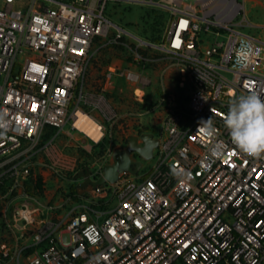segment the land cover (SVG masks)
<instances>
[{
    "label": "built area",
    "instance_id": "1",
    "mask_svg": "<svg viewBox=\"0 0 264 264\" xmlns=\"http://www.w3.org/2000/svg\"><path fill=\"white\" fill-rule=\"evenodd\" d=\"M111 1L169 11L161 41L111 22ZM245 25L264 28L248 19L246 0H0V216L11 210L22 225L21 242H0V264H264V154L241 152L223 124L230 100L264 96V40ZM107 43L126 46L137 62L150 61L144 48L178 61L188 101L162 98L155 164L79 192L90 202L76 201L63 215L46 214L33 196L16 202L41 152L53 173L73 169L55 143L65 125L99 143L116 116L107 98L115 78L138 80L112 65L100 91L86 90L90 62ZM81 114L99 124V141ZM209 117L212 134L201 122Z\"/></svg>",
    "mask_w": 264,
    "mask_h": 264
},
{
    "label": "rangeland",
    "instance_id": "2",
    "mask_svg": "<svg viewBox=\"0 0 264 264\" xmlns=\"http://www.w3.org/2000/svg\"><path fill=\"white\" fill-rule=\"evenodd\" d=\"M248 19L257 25H264V0H246ZM106 14L116 25L126 29L135 36L147 41H161L164 28L167 26L171 13L158 6L108 3ZM242 31L264 40V28L261 26L245 25L240 27ZM117 33V29L111 27V36ZM129 43L136 46L139 41L129 35H125ZM215 40V36L209 37ZM97 43L94 49L98 48ZM142 53H149L150 61L137 62L133 60L131 51L126 46L115 43H107L101 46L90 62L86 79V90L100 91L104 74L109 66L117 65L121 70H133L139 75L138 80L130 81L126 77H116L107 98L110 99L116 116L111 122H106V135L99 143H93L82 133L71 128L68 122L63 131L57 136L56 145L74 162L73 169L66 170L63 174H55L45 166L48 157L41 152L35 159L32 168V177L21 188L19 196H15L16 202L27 200V195L37 198L44 203L42 211L53 216L63 215L72 205L90 202L82 198L79 192V182L83 177L76 178L86 167L91 169V177L98 178L104 172L106 164L113 163V154L116 150L126 148L129 144V135H141L145 132H153L155 137L165 133V118L167 104L162 100L164 96L174 95L179 106L187 104V89L180 88L179 64L170 54L144 48ZM23 59V57H21ZM231 76V73L227 74ZM142 90V91H140ZM138 91V92H137ZM87 110L101 118L99 111L93 106L86 105ZM49 130V128H47ZM139 142H143L140 138ZM142 166L138 175L141 176L151 168L156 157L140 159ZM86 171V170H85ZM42 179V189L36 187L35 180ZM140 180L141 178H137ZM87 193V192H86ZM89 195V194H88ZM63 204V208L60 205ZM49 206V207H48ZM0 216V242H21L20 233L22 225L13 217L11 210L2 211ZM68 237L67 235L65 236Z\"/></svg>",
    "mask_w": 264,
    "mask_h": 264
},
{
    "label": "clouds",
    "instance_id": "3",
    "mask_svg": "<svg viewBox=\"0 0 264 264\" xmlns=\"http://www.w3.org/2000/svg\"><path fill=\"white\" fill-rule=\"evenodd\" d=\"M201 122L207 134L214 132L210 117ZM223 124L231 142L241 152L250 156L264 154V96L252 91L230 100ZM220 147L217 145L214 151Z\"/></svg>",
    "mask_w": 264,
    "mask_h": 264
},
{
    "label": "water",
    "instance_id": "4",
    "mask_svg": "<svg viewBox=\"0 0 264 264\" xmlns=\"http://www.w3.org/2000/svg\"><path fill=\"white\" fill-rule=\"evenodd\" d=\"M140 138L143 140L144 144H140ZM129 145L126 148L116 150L113 154L114 162L109 165L106 164L104 172L97 179L91 177V169L84 167L85 169L81 171L76 178L84 177L85 179L79 183V186L84 187L88 183L92 186H97L99 184H105L106 181L115 182L119 179L120 174L125 171L131 173H137L139 168L142 166L140 160L134 161L130 157L131 151H138L144 158H152L154 154L155 147L158 146L160 139L155 137L153 132H145L139 135H129L128 136ZM86 170V171H85Z\"/></svg>",
    "mask_w": 264,
    "mask_h": 264
},
{
    "label": "bare ground",
    "instance_id": "5",
    "mask_svg": "<svg viewBox=\"0 0 264 264\" xmlns=\"http://www.w3.org/2000/svg\"><path fill=\"white\" fill-rule=\"evenodd\" d=\"M81 118L82 120L84 119L85 124L83 125V128L86 133H88L93 140L99 141L100 137L102 136V131L100 130L101 127L99 126V124L93 118L87 117L84 114H81Z\"/></svg>",
    "mask_w": 264,
    "mask_h": 264
},
{
    "label": "flooded vegetation",
    "instance_id": "6",
    "mask_svg": "<svg viewBox=\"0 0 264 264\" xmlns=\"http://www.w3.org/2000/svg\"><path fill=\"white\" fill-rule=\"evenodd\" d=\"M140 144H144V142H140ZM129 145V144H128ZM130 157H131V159L132 160H134V161H138V160H140L141 158H142V155L138 152V151H131V153H130ZM113 162H114V157H113ZM85 178L83 177V180H84ZM82 180V181H83ZM80 183V182H79ZM81 187V186H80ZM92 187V185L90 184V183H88L86 186H84V187H81L82 189H89V188H91Z\"/></svg>",
    "mask_w": 264,
    "mask_h": 264
},
{
    "label": "trees",
    "instance_id": "7",
    "mask_svg": "<svg viewBox=\"0 0 264 264\" xmlns=\"http://www.w3.org/2000/svg\"><path fill=\"white\" fill-rule=\"evenodd\" d=\"M42 179L39 178L37 180H35V183H36V187H38L40 190L42 189Z\"/></svg>",
    "mask_w": 264,
    "mask_h": 264
}]
</instances>
